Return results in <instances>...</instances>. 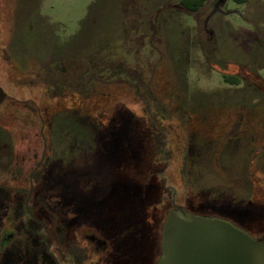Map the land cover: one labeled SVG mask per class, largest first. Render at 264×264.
Masks as SVG:
<instances>
[{"label": "rangeland", "instance_id": "374dc122", "mask_svg": "<svg viewBox=\"0 0 264 264\" xmlns=\"http://www.w3.org/2000/svg\"><path fill=\"white\" fill-rule=\"evenodd\" d=\"M179 1L0 0V240L15 237L0 264H155L172 199L189 210L241 208L264 186V94L246 79L264 81V0H207L195 13ZM237 73L238 86L223 82ZM136 130L151 146L140 168L119 173L110 163L120 152L126 164L137 158ZM127 178L136 179L128 190ZM133 197L140 242L98 261L106 245L75 226L70 200L99 204L106 223ZM23 205L46 224L35 227L43 242L24 235L34 224ZM251 210L233 216L264 238L261 211Z\"/></svg>", "mask_w": 264, "mask_h": 264}, {"label": "trees", "instance_id": "16d2710c", "mask_svg": "<svg viewBox=\"0 0 264 264\" xmlns=\"http://www.w3.org/2000/svg\"><path fill=\"white\" fill-rule=\"evenodd\" d=\"M207 0H180V6L183 7L184 9H186L187 11H189L190 13H195L197 12L205 3H206ZM234 3L236 4H242V3H245L247 2V0H232ZM216 55V54H214ZM222 77V80L225 84L227 85H230V86H238L240 83H241V79L243 78V75L241 73H237V74H222L221 75ZM247 80H249V83L256 87L258 90H260L261 93L264 94V81L263 79H261V77L256 73H252V77H248L246 78ZM116 121V119H115ZM138 127V126H137ZM137 131V130H136ZM107 132V130H106ZM139 133V130L137 132H135V135L133 136V140H137V138H139L137 135ZM107 134V133H106ZM107 137V135H106ZM140 141V140H139ZM139 141H136L134 145H132V147L135 148V150H137L136 152H139V155H137V158H135L134 160H130V164H126V162L128 161L127 159H125L124 157H128V155H125L123 152H120V156H122L120 158V160L122 161H119L118 158H115L111 161L110 165L112 166L111 168L114 169L115 167L119 170V173L120 171H122L125 167L127 168H130L131 166L134 168L135 166L139 167L140 168V165H142V155L144 154V146H141V144L139 143ZM117 157H118V154H117ZM139 158V159H138ZM141 161V163H140ZM138 162V163H137ZM134 163V164H132ZM153 162H149L147 163L145 169H146V174L149 176H151L150 174V166ZM121 167L123 169H119L118 168ZM144 166H145V162H144ZM92 180V178H91ZM108 184L106 186H102L104 187L105 189L106 188H109V181H107ZM132 182V185L134 183H136V179L135 178H127V181H126V187H127V190L129 189L128 187V184ZM149 182V179L147 182H145L146 184H142L141 185V190L142 192H144V189L147 188V186H149V184L147 185V183ZM86 183H88V181L86 180ZM92 183V182H91ZM90 182L88 184H91ZM94 184V183H92ZM49 185L50 184H46V183H43V186L44 188L48 191V193H50L49 195L52 197L53 200L56 201V199H60L59 202H61V198L58 194H54L53 192H51L52 190L49 188ZM76 186V185H75ZM77 187V186H76ZM78 188V187H77ZM99 187H97L98 189ZM74 190V188H72ZM75 190L73 191V194H75ZM65 194H66V197L64 195V199L66 198H69V196H67V191H65ZM72 194V195H73ZM87 194H90L92 195V193L90 192V190H88ZM142 194V193H141ZM140 195V194H138ZM256 196V193L253 194V196L251 197L252 199L255 198ZM62 196V195H61ZM80 197V196H79ZM56 198V199H55ZM81 198V197H80ZM133 203H128L127 204V214L125 215H117L113 218H111V220H108L106 221V223L109 225L110 229H106L107 230V234L106 236L112 240L111 241V246L114 245L115 248H112L114 250H116V252L120 251V250H128L130 249L131 247H135V245L137 243L140 242L141 240V237L143 235V227H142V222L144 220L143 216H142V211L140 210L139 206L137 205V209L136 211H134L133 209L136 208V205L134 204L135 200V197H133ZM71 202V206H70V209H69V214L70 216L72 217L71 219L75 222V226L77 228H80V227H85V228H89L90 230L94 231L96 229L98 230H103L101 228L105 227V225H107L106 223H104V221L100 222V215L101 213H103V209L99 210V204H97L95 207L94 205L92 206L91 202H88V204L86 202H84L82 199H74V200H70ZM107 203H105V206L108 204V201H106ZM255 202V201H254ZM250 203V202H247L245 203L241 208H237L235 206H231L229 208V204L226 205L224 204V207L222 209H226L228 211V214H233V215H236L238 212L237 209H239L240 212L244 213L245 215L247 214H250L251 213V207L252 205H255V203ZM125 207V205L121 208H118V210L120 211L121 209L123 210V208ZM213 208V209H212ZM219 207H217V205L213 204L211 206H197V205H194V207L189 210L190 212L192 213H195V214H200V215H204V216H221L220 214H223L221 209H217ZM256 208L258 209V207L256 206ZM97 212H96V211ZM121 210V211H122ZM26 211L28 212V215L30 216L29 219L31 222H33L34 224V227L32 226H29V225H25L24 229H25V236H31L33 237L34 239H37L40 243L43 242V239L42 237H44L43 234L39 233V231H37L35 229V227L37 228H40L42 229L43 232H45V226L46 224L42 221V219H40L39 217H34L32 215V212L31 210L28 208V210L26 209V207L23 205V208H22V212L26 213ZM44 211L46 212V210L44 209ZM95 211V212H94ZM112 211H114L112 209ZM95 214H98V216L95 217ZM164 217L162 216V219ZM89 222L88 226H85V224L83 225V223H86V222ZM237 223H240V221H236ZM82 223V224H81ZM118 223V224H117ZM241 225V224H240ZM242 226L244 228H247L244 223L242 224ZM75 227V228H76ZM106 228V227H105ZM23 229V227H22ZM248 230L253 233L250 228H248ZM104 231V230H103ZM4 232L3 236L4 238H2L0 240V255H2L3 253H6L4 252V248L7 247V245L9 243H12L14 241V238L13 237V233H9L12 237H8L9 234H5L6 231H2V233ZM10 232V230H9ZM264 233V232H263ZM22 234H23V230H22ZM19 240L17 241V244L21 247L24 248V250L27 252L25 253L26 255L28 254L30 248L32 249L31 245L29 244V242L26 240V237H22V238H18ZM117 247V248H116ZM110 248V249H111ZM47 252V251H46ZM26 259V258H25ZM55 261V260H54ZM56 264V263H54Z\"/></svg>", "mask_w": 264, "mask_h": 264}, {"label": "water", "instance_id": "95a60500", "mask_svg": "<svg viewBox=\"0 0 264 264\" xmlns=\"http://www.w3.org/2000/svg\"><path fill=\"white\" fill-rule=\"evenodd\" d=\"M6 97L0 87V105ZM155 264H264V241L229 220L176 206L162 224Z\"/></svg>", "mask_w": 264, "mask_h": 264}, {"label": "flooded vegetation", "instance_id": "af4514ba", "mask_svg": "<svg viewBox=\"0 0 264 264\" xmlns=\"http://www.w3.org/2000/svg\"><path fill=\"white\" fill-rule=\"evenodd\" d=\"M248 1V0H247ZM246 3V2H245ZM245 3H242V4H245ZM38 74V73H37ZM40 77L42 80H43V78L45 77V76H37L36 75V73H35V76H34V81L35 82H39V83H46L45 82V80L44 81H42V80H40V79H38V78ZM48 83H50V82H48ZM48 87L50 86V87H52L51 88V90L52 89H54L55 87H54V85H47ZM60 89H64V87H62L61 88V86L59 87ZM54 90H52L51 92H53ZM49 92V91H48ZM7 95V94H6ZM7 98V97H6ZM5 98V99H6ZM79 99H80V97H79ZM5 101V100H4ZM3 101V102H4ZM2 102V103H3ZM138 127H135V129H137ZM144 132H147V131H144ZM147 134V133H146ZM135 135V134H134ZM135 140H133V145L135 144ZM151 142H152V140H151V136H150V134H147V137H146V139H144L143 141H139V143L141 144V146H144V150H146L149 146H151ZM136 145V144H135ZM256 187V191H257V195L255 196V198L254 199H252L251 197L253 196V194H250V198L246 201V203L247 202H250V203H253L254 201V203L256 204V206L258 207V210H260L261 211V214H260V219H262V220H264V186L262 185V186H255ZM32 188H33V186L32 185H30V191L32 190ZM133 198H131V200L129 201L130 203H133ZM194 205H197V206H206V205H204L203 203H194L193 205H189L190 206V208L192 209L193 207H194ZM210 205V204H209ZM212 205H213V203H212ZM176 206H178V205H176L175 203H174V200L172 199V201H171V208L169 209V210H171V209H173L174 207H176ZM178 207H180V206H178ZM186 210H188L189 209V207L187 206V207H184ZM223 208V207H222ZM221 207H219V209H221V211H222V213L223 214H220L221 216H218V217H220V218H223V219H226V220H229L230 222H232L233 224H235L236 226H238V227H240L241 229H243V230H245L246 232H248L252 237H254L255 239H257L258 241H264V238L263 237H258L257 235H255L254 233H251L249 230H248V227L247 228H244L243 226H242V222H240V223H237L236 221H239L237 218H235L234 216H233V214H228V211L226 210V209H222ZM160 210H162V209H160ZM168 210V211H169ZM263 210V211H262ZM168 211H166V213H165V215H164V218H163V220H162V224H163V222H164V219H165V216H166V214H167V212ZM160 218H162V217H160ZM87 223L89 224V222L87 221ZM241 224V225H240ZM90 225V224H89ZM161 227H162V225L160 226V235H161ZM102 229V228H101ZM92 232H95V234H97V236H99L101 239H102V241H103V243L106 245L105 246V248L103 249V251L101 252V253H99L98 255H97V252H96V256L97 257H99L100 259H97L98 261L99 260H101L102 258H103V254L104 253H109L110 251H115L116 252V250H114V249H112L113 247L111 246V243L109 244L108 242H106L104 239H103V237H105V238H108L106 235H104V231L103 230H98V229H96V230H94V231H92ZM264 234V233H263ZM11 235H8V237H10ZM109 239V238H108ZM160 239H161V236H160ZM110 240V239H109ZM110 241H112V240H110ZM159 246H160V242H159ZM112 247V248H111ZM111 248V249H110ZM117 253V252H116ZM94 255V254H93ZM53 258H55L54 256H52ZM158 258V257H157ZM55 263L57 264V261L55 260ZM155 263H156V261H155Z\"/></svg>", "mask_w": 264, "mask_h": 264}]
</instances>
